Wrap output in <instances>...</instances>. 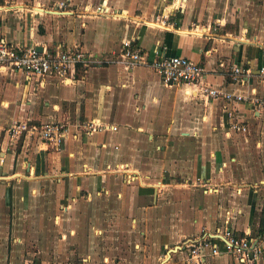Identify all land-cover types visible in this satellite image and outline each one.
Segmentation results:
<instances>
[{
    "label": "crops",
    "instance_id": "1",
    "mask_svg": "<svg viewBox=\"0 0 264 264\" xmlns=\"http://www.w3.org/2000/svg\"><path fill=\"white\" fill-rule=\"evenodd\" d=\"M59 1L64 0H0L1 40L26 46L78 45L93 61L72 82L50 76L28 79L19 71L0 73L5 77L0 87L4 106L14 95L20 103L23 80H28L29 96L17 107H29L31 116L40 121L58 120L69 125L70 133L58 147L28 136H23L20 143L21 135L7 133L0 141V177L15 174L22 181L25 195L29 186L35 193L50 188L53 210L58 212L51 218L55 234L81 245L67 252L57 241L55 256H73L80 264L95 263L99 249L91 244V231L107 245L101 252L105 264H163L162 248L168 254L165 264H174L186 253V248H178L180 244L204 235L224 249V227L235 232L250 229L256 235L253 229L258 231L264 205H260L264 189V108L245 101L206 97L200 90L191 92L194 85L190 84L166 85L148 65L126 68L119 60V49L127 38L147 50L162 45L168 54L186 55L199 62L206 73L202 80L211 86L263 95L264 74L259 67L264 66V47L259 40L264 35L258 39L261 27L257 25L251 41L243 32L248 30L245 24L236 32L224 27L226 14L215 19L218 27L211 26L212 0H182L177 26L170 19L172 11L165 25L156 17L161 11L151 16L148 5H139L141 12L137 14L134 6L140 0H65L64 7L69 10L62 14L49 9ZM97 5L105 11L95 12ZM40 6L43 10L36 11ZM239 16L235 13L228 18L236 20ZM204 18L207 20L202 23ZM233 64L249 68L250 74H244L241 82L235 81ZM16 73L19 77L12 78L9 85L10 76ZM90 118L117 128L88 135L77 129L78 123ZM232 120L245 125L246 130L231 129ZM186 167H190L195 181L206 186L191 187V193H195L191 222L180 217L173 220L167 214L168 205L180 203L183 192L168 180L172 175L183 179L178 171H172L185 172ZM45 183L47 186L41 187ZM5 189L0 187V192L7 195ZM57 194L63 199L58 207ZM22 198L23 206L14 207L17 229L25 219L40 225V201L30 204ZM125 239L137 245L136 251L121 247ZM260 242H264V235ZM170 243L177 249H168ZM206 251L200 264L214 256L230 258L229 253ZM255 263L264 264V252Z\"/></svg>",
    "mask_w": 264,
    "mask_h": 264
},
{
    "label": "built area",
    "instance_id": "2",
    "mask_svg": "<svg viewBox=\"0 0 264 264\" xmlns=\"http://www.w3.org/2000/svg\"><path fill=\"white\" fill-rule=\"evenodd\" d=\"M66 1H59L49 9L55 13L62 14L67 12ZM171 6V5H169ZM41 7V6H40ZM41 10H36L41 12ZM95 12L105 11L101 5H97ZM170 13L167 7L156 17L163 22ZM264 47V38L259 40ZM119 60L126 68L134 65H148L159 75L162 82L166 85L181 86L183 84L194 85L191 92L200 90L206 97L222 98L226 101H245L255 108H264V94L258 95L252 92L244 94L235 91H227L218 87L211 86L203 82L205 77L204 67L197 61L192 60L182 54H168L165 47L156 45L151 50H147L137 44L134 40L127 38L122 40L119 49ZM93 62L88 55L78 45L64 46L61 43L53 45H42L41 50L36 45L26 46L20 43H10L0 39V73L19 71L26 78L32 77L42 79L50 76L59 79L61 82L74 81L75 72L80 65L85 69ZM232 78L241 82L243 75L250 74L249 68L233 64L231 67ZM259 72L264 74V66L259 67ZM231 129L245 131L246 126L237 120L229 122ZM116 129V125L109 124L99 118H90L77 125V129L85 134L93 131H105ZM6 133L14 136H28L38 138L48 144L58 147L69 135V125L58 120L37 121L34 119H12ZM224 238V249L210 240L207 236L199 237L191 241H185L179 245V249H185L184 257L179 258L174 264H200L201 259L206 256L207 249L211 254L229 253L235 260L244 262L257 258L264 252V242H260V235L253 236L250 229L242 232H235L230 227H224L221 232Z\"/></svg>",
    "mask_w": 264,
    "mask_h": 264
},
{
    "label": "rangeland",
    "instance_id": "3",
    "mask_svg": "<svg viewBox=\"0 0 264 264\" xmlns=\"http://www.w3.org/2000/svg\"><path fill=\"white\" fill-rule=\"evenodd\" d=\"M175 1H177V4H174ZM136 5V13L138 14L141 12V8L139 5H148L150 6V15L154 14L155 11H162L163 9L167 7L170 8V12L172 11V20L178 21V12H181V8L184 7L182 0H140L138 2H135ZM179 3V4H178ZM182 3V4H181ZM171 5V6H169ZM185 5V4H184ZM212 7L211 16L209 17L210 25H214L215 27H218L216 24H220L219 22L215 23V19L220 16L223 17L221 14H226L227 18H225V25L224 27L233 30L234 32L239 31L240 27L244 24L246 27H248V30H244L243 32L250 36V40L252 35H255V28L257 25L261 27L262 33L260 34V39L264 35V0H243L236 2L234 0H212ZM180 8V9H179ZM91 11V8H90ZM240 13V16L236 18V20L228 18L229 15ZM170 15V16H171ZM150 16V17H151ZM104 17V16H102ZM202 23H205L206 18L201 19ZM110 20H104V23H107ZM249 22V25L246 23ZM220 26V25H219ZM242 30V29H241ZM242 32V31H241ZM262 35V36H261ZM243 39V38H242ZM10 80L8 81L9 85H12L13 79L12 78H18L19 74L16 73L15 75L10 76ZM28 80H23V86H22V94L20 96L19 101L24 102L25 99L29 96L30 91V84L27 82ZM5 77H0V87L4 85ZM15 87V86H12ZM16 88V87H15ZM1 93V92H0ZM15 93V92H14ZM17 97L14 95L12 97V101L4 102L5 106L2 104L3 97L0 95V141L3 137V135L6 133V129L8 128L11 120V116L21 114L23 115L20 117L18 115L17 118L19 119H26L28 117L33 119H39L37 121H40L42 119L31 116V110L29 107H25L24 109L21 107H17ZM24 100V101H23ZM25 105V104H24ZM45 121V120H44ZM100 132V131H99ZM23 136L18 137V141L21 143ZM19 145V144H18ZM175 171H178L183 179L180 180V178H176L174 175L171 177L172 180H168L170 182L169 184L175 186L174 188H178L177 191H183L181 194V202L174 205H168L169 208L167 210V214L169 218L174 217L176 219H183L191 222V220L194 217V211H195V193L193 190V193H191V187H201L205 188L206 186H202L198 180L195 181V179L191 176V170L190 167H186L185 172H181L179 170L173 169V173ZM13 175H6V178L0 177V187L8 190V194H3L4 192H0V264H68L69 261H73V264H80V260L77 258L72 257H64L57 255L55 256V253L58 247L57 241H60L62 246L61 250L66 249L67 252L72 251L71 249L77 248L80 249V243L78 242H70V240L58 237L56 233V230H53V227L51 226V218L52 214H57V209L53 210V191L45 187L47 186V183L43 184L41 187H45V192L42 193L41 189L38 191L40 193H35L32 186H29V190L27 194H23L24 191H22V181H18L16 177ZM9 181V182H7ZM154 181V179L152 180ZM58 192V191H57ZM199 192V190H198ZM35 193V194H34ZM60 193V192H59ZM62 194V193H61ZM26 201H29L31 204L35 201H40L41 205V223L40 225H37L30 222L29 220L25 219L24 223L22 224V227L17 229L18 225L16 218V212H14V207L18 208V205H22ZM60 195L57 194L55 199V205L58 207L59 202H62V198H59ZM191 200V202H190ZM193 201V202H192ZM260 205L262 206L264 204V189L261 193V201ZM49 206H51V213L49 211ZM264 206V205H263ZM262 206V207H263ZM261 207V208H262ZM156 212V211H155ZM261 212V211H260ZM18 213V212H17ZM25 213V212H24ZM154 214V213H153ZM259 214V212H258ZM25 216V215H23ZM260 216V214H259ZM180 217V218H179ZM158 224V221H157ZM58 229H62V227H55ZM92 228V227H91ZM96 228V227H95ZM253 233L258 234L259 232L254 228ZM90 234H92L89 238L91 239V244L96 246L95 249H99V253L97 252L98 260L95 261L93 264H105L106 260H102V253L104 252L105 248H102L104 242L101 240H97L95 238L94 231H91ZM261 236V235H260ZM20 238V240H19ZM129 239L122 240L121 247L134 248L136 251L137 245H134L133 241L128 242ZM137 242V240H136ZM143 242H145V239H143ZM138 243V242H137ZM148 245H151L152 242H145ZM90 244V243H89ZM77 245V246H76ZM169 248L177 249L175 243L168 244ZM131 248V249H132ZM149 249V248H148ZM77 251V250H75ZM150 251V249H149ZM141 252H145V250H141ZM139 255H143L141 253ZM161 260L165 264L167 257V249L162 248L161 249ZM167 254V255H166ZM146 256H150V253ZM157 260V258H156ZM252 264H256V258H251ZM251 260H246L244 262L235 260L234 257L230 254V258L228 260H225L224 258L220 256H214L208 259L206 264H251Z\"/></svg>",
    "mask_w": 264,
    "mask_h": 264
},
{
    "label": "trees",
    "instance_id": "4",
    "mask_svg": "<svg viewBox=\"0 0 264 264\" xmlns=\"http://www.w3.org/2000/svg\"><path fill=\"white\" fill-rule=\"evenodd\" d=\"M181 16H182V13L178 12V17L180 18ZM171 18H172V16H171ZM178 24H179L178 21H175V26H177ZM83 71H84V69H82V67L79 65L74 74L76 77H78L80 74H83ZM258 232L261 235H264V206L261 208V212H260V216H259Z\"/></svg>",
    "mask_w": 264,
    "mask_h": 264
},
{
    "label": "water",
    "instance_id": "5",
    "mask_svg": "<svg viewBox=\"0 0 264 264\" xmlns=\"http://www.w3.org/2000/svg\"><path fill=\"white\" fill-rule=\"evenodd\" d=\"M36 48L41 50V45H36Z\"/></svg>",
    "mask_w": 264,
    "mask_h": 264
}]
</instances>
